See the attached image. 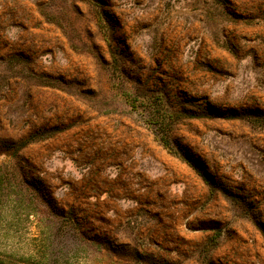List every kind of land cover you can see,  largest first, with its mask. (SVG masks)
<instances>
[{
	"label": "rangeland",
	"instance_id": "374dc122",
	"mask_svg": "<svg viewBox=\"0 0 264 264\" xmlns=\"http://www.w3.org/2000/svg\"><path fill=\"white\" fill-rule=\"evenodd\" d=\"M257 222L264 0H0V264H264Z\"/></svg>",
	"mask_w": 264,
	"mask_h": 264
},
{
	"label": "trees",
	"instance_id": "16d2710c",
	"mask_svg": "<svg viewBox=\"0 0 264 264\" xmlns=\"http://www.w3.org/2000/svg\"><path fill=\"white\" fill-rule=\"evenodd\" d=\"M48 5L47 3L45 4H40L39 6H46ZM112 60L113 63L116 64L118 63V60L116 59V57H114V54L112 53ZM43 77V76H42ZM45 78V77H43ZM180 111L174 110V111H168L166 114L164 115H159L158 113L155 115H151L152 118V125H156L157 126V133L155 136V139L158 141V143L164 147L169 153H174V150L171 147V138H170V131L173 129V126L178 123L179 118H180ZM195 116V115H192ZM221 118L224 119H235V118H239V115H221ZM151 122V120L149 121ZM37 135H32L30 137V141L34 138H36ZM28 143V141H23L21 143H19L20 147L25 146ZM186 162L195 169V171L203 178L204 182L206 184H209L207 179L201 174L200 170L198 168L195 167V165H193V163L190 160L186 159ZM257 226L259 227V229L261 230L263 236H264V228L262 227L261 223L257 222ZM214 240V238L210 239L207 243V245L204 246V250L207 251L208 245H210L212 243V241ZM210 248V247H209Z\"/></svg>",
	"mask_w": 264,
	"mask_h": 264
}]
</instances>
